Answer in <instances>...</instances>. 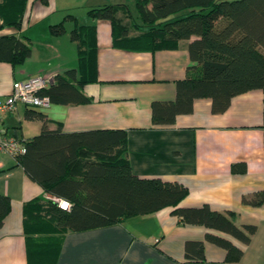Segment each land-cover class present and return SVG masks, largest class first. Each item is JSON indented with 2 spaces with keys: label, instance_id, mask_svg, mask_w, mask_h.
Here are the masks:
<instances>
[{
  "label": "crops",
  "instance_id": "0c3cea01",
  "mask_svg": "<svg viewBox=\"0 0 264 264\" xmlns=\"http://www.w3.org/2000/svg\"><path fill=\"white\" fill-rule=\"evenodd\" d=\"M131 2L28 0L21 28L0 31V35L27 37L31 45V54L22 64L0 62V100L11 92L15 80L43 76L53 84L56 75L76 69L77 51L69 33L74 24L95 25V64L88 69L90 81L82 87L91 102L35 108L45 115L47 127H60L64 133L125 130L127 159L135 176L178 182L188 189L180 206L208 205L213 211L230 212L236 225H254L256 231L244 244L222 232L183 224L171 208H164L107 227L66 232L54 263L46 264H264V204L252 207L241 201L264 190L262 92L234 97L220 114L212 113L209 99L199 98L192 112L178 115L172 125H153L152 102L173 101L176 83L191 64L189 41L155 51L113 48L109 21L91 19L87 12L124 3L134 12ZM60 22L64 32L53 35L50 26ZM25 112V106L17 105L15 112L4 116L3 125L28 140L39 133L42 123L25 119ZM4 156L8 157L0 154V194L9 197L10 211L0 228V264H28L23 205L34 198H53L27 177L14 158L3 160ZM237 163L244 164L243 173L231 172V165ZM207 233L229 240L242 252L241 258L227 261L226 250L207 241ZM187 241L204 243L203 261L185 258Z\"/></svg>",
  "mask_w": 264,
  "mask_h": 264
},
{
  "label": "trees",
  "instance_id": "16d2710c",
  "mask_svg": "<svg viewBox=\"0 0 264 264\" xmlns=\"http://www.w3.org/2000/svg\"><path fill=\"white\" fill-rule=\"evenodd\" d=\"M27 1L0 0V31L21 28ZM126 1L133 2L134 12L126 3L103 5L87 12L91 19L109 21L113 48L155 51L175 49L179 41H189L191 64L185 77L176 83L173 101L152 102L153 125H172L178 115L191 113L194 100L199 98L209 99L212 113L220 114L234 97L260 90L264 106V0ZM63 25L60 22L50 26L51 33L62 34ZM69 38L76 46L78 67L56 75L54 83L41 91L51 104L91 102L82 87L90 81L88 69L95 64L96 26L74 24ZM30 54L27 37L16 33L0 35V62L17 66ZM25 119L39 120L42 125L38 134L24 139L26 150L15 162L46 194L69 203L68 210L60 209L50 199L34 198L24 203L28 264L54 263L66 232L107 227L164 208H171V214L183 224L222 232L244 244L256 231L254 225H236L230 212L213 211L208 205L180 206L188 189L178 182L135 176L127 159L125 130H50L45 115L34 107H26ZM244 171L243 163L231 165L232 173ZM241 201L261 206L264 190L244 196ZM9 211V197L0 194V228ZM206 240L225 249L229 262L242 256L223 237L207 233ZM184 252L188 260L203 261L204 243L187 241Z\"/></svg>",
  "mask_w": 264,
  "mask_h": 264
},
{
  "label": "built area",
  "instance_id": "2783aa9c",
  "mask_svg": "<svg viewBox=\"0 0 264 264\" xmlns=\"http://www.w3.org/2000/svg\"><path fill=\"white\" fill-rule=\"evenodd\" d=\"M51 84V80L43 76L31 77L22 81H13L11 92L0 100V154H6L12 158L24 154L25 140L10 133L3 125L5 115L16 111L17 105L25 107L45 108L50 102L47 96L41 95V91ZM62 210L69 209V203L62 199L52 197Z\"/></svg>",
  "mask_w": 264,
  "mask_h": 264
},
{
  "label": "rangeland",
  "instance_id": "374dc122",
  "mask_svg": "<svg viewBox=\"0 0 264 264\" xmlns=\"http://www.w3.org/2000/svg\"><path fill=\"white\" fill-rule=\"evenodd\" d=\"M217 1H219V0H217ZM131 4H132V5H130V7L133 6V3H132V2H131ZM132 14H133V13H132ZM9 157H10V156H8V157H5V156H4V157H2V159H3V160H5V159L8 160V159L12 158V157H10V158H9Z\"/></svg>",
  "mask_w": 264,
  "mask_h": 264
}]
</instances>
